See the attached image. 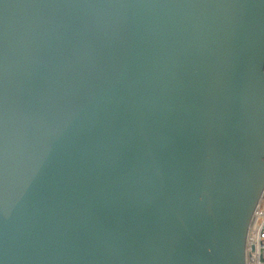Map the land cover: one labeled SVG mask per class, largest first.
I'll use <instances>...</instances> for the list:
<instances>
[{"label":"water","instance_id":"water-1","mask_svg":"<svg viewBox=\"0 0 264 264\" xmlns=\"http://www.w3.org/2000/svg\"><path fill=\"white\" fill-rule=\"evenodd\" d=\"M264 0H0V264H255Z\"/></svg>","mask_w":264,"mask_h":264},{"label":"built area","instance_id":"built-area-1","mask_svg":"<svg viewBox=\"0 0 264 264\" xmlns=\"http://www.w3.org/2000/svg\"><path fill=\"white\" fill-rule=\"evenodd\" d=\"M255 264H264V215L255 232Z\"/></svg>","mask_w":264,"mask_h":264},{"label":"bare ground","instance_id":"bare-ground-1","mask_svg":"<svg viewBox=\"0 0 264 264\" xmlns=\"http://www.w3.org/2000/svg\"><path fill=\"white\" fill-rule=\"evenodd\" d=\"M263 215H264V213H263Z\"/></svg>","mask_w":264,"mask_h":264}]
</instances>
